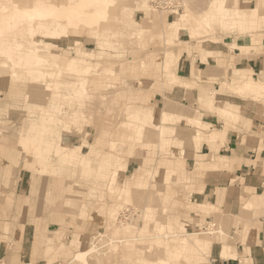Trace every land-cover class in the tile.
Listing matches in <instances>:
<instances>
[{
    "label": "rangeland",
    "instance_id": "374dc122",
    "mask_svg": "<svg viewBox=\"0 0 264 264\" xmlns=\"http://www.w3.org/2000/svg\"><path fill=\"white\" fill-rule=\"evenodd\" d=\"M68 1L72 0H40ZM33 2L24 4L29 7ZM208 4L204 12L193 14ZM233 5L234 0H182L183 8L176 12L152 9L146 0H114L97 25L80 26L73 32L51 24L49 27H58L51 35L17 29V18H11L10 25L0 22V49L13 55L10 60L0 54L5 63L0 71L17 70L21 82L15 89V83L0 74V138H5L0 139V264H83L74 255L93 247L94 252L87 256L89 264L185 262L183 244L174 248L151 243L150 236L161 225L166 226L162 234L181 235L196 229L200 236H210L222 245L235 247L243 242L239 234L245 236L248 223L242 218L264 217V204L241 208L244 217H232L233 225H244L233 235L229 218L219 207L216 211L211 202L191 200L194 188L183 169L182 148L185 143L196 148L194 124L200 125L187 119L185 106L168 98L167 92L177 84H169L161 76L166 51L180 52L185 43L192 50L195 42L194 50L200 53L202 39L224 41L230 49L226 37L238 38V55L230 51L241 63L264 52V18L248 28L247 21H240L231 10ZM8 9L0 10V18L7 19L17 11L13 6ZM247 40L256 47L244 46ZM70 57L75 58L74 71L66 61ZM84 67L89 69L84 71ZM243 81L251 86L244 89L240 86ZM225 84L235 87V94L251 95L264 105V74L255 79L234 73ZM209 100L200 98L199 102L218 112ZM164 107L185 115L170 116L161 110ZM137 113L144 115L138 120L131 115ZM192 113L201 116L198 110ZM226 114L232 118L231 111L217 115L225 123H243L241 117L224 119ZM204 123L207 127L200 145L207 139L206 132L215 128ZM22 125L40 137L37 150L41 156L35 167L23 165L25 159L27 163L33 160L35 152L22 153L20 160L9 150ZM103 131L107 133L104 143L98 137ZM217 137L211 130L210 141ZM129 160L134 161L127 165ZM136 170L140 183L133 186ZM262 170L264 176V159ZM123 186L129 189L125 193ZM257 193H264V184L253 194ZM206 216L212 219L206 222ZM121 228L131 231L122 234ZM211 230L212 234L203 233ZM133 236L144 238L135 240ZM119 238H123L121 242ZM185 241L195 245L188 238ZM204 256L199 263L190 258L186 264H210L209 252ZM237 259L234 264L250 262L246 252Z\"/></svg>",
    "mask_w": 264,
    "mask_h": 264
},
{
    "label": "crops",
    "instance_id": "0c3cea01",
    "mask_svg": "<svg viewBox=\"0 0 264 264\" xmlns=\"http://www.w3.org/2000/svg\"><path fill=\"white\" fill-rule=\"evenodd\" d=\"M234 1L235 5L231 10L238 14L240 21H247L248 28L255 27L264 18V0ZM253 3L255 4L251 5ZM208 6L209 4L204 10L193 14L198 16ZM226 38L230 49L234 50L235 55H238L236 51L239 47L235 46L238 38L235 41L231 36ZM196 45L195 42L191 43L192 50L190 45L185 43L180 52L166 51L161 66L163 71L161 76L166 77L169 84H177L167 92L168 98L185 106L187 108L185 113L187 116L189 115L187 119L198 120L200 124V127L194 124L196 126L194 135L196 148L193 144L189 145L188 143H185L182 148L185 153L182 161L183 169L191 178V185L194 188L190 194L191 200L198 203L211 202L216 211V207H219L222 214L229 218L228 221L226 220L228 218L223 220L227 221L229 231L235 235L236 228L242 231L244 222L236 227L233 225L234 218L232 217L242 218L244 217L242 209H251L264 204V193L253 194L264 184L262 170L264 105L251 95L242 97V95L235 94V87L230 88L228 84H225V80L228 82L232 79L234 73L236 77L251 76L255 79L264 74V52L258 57L241 59V63L240 59L232 56V51L224 41L202 39L203 52L200 53L194 50ZM243 45L249 49L256 47L254 42L251 43L248 40ZM183 51H185L183 57L178 63L177 60L180 59ZM189 51L192 52L188 53ZM233 64L236 67L231 66ZM212 89L213 94L210 95ZM200 98L210 99L212 108L218 112L205 109L201 101L199 102ZM161 110H167L170 116H175V114L180 116L183 113L174 112L168 107ZM197 110L201 116L192 113ZM221 111L232 112L233 119L228 114L224 119L236 121L241 117L243 123L234 124L232 121L225 123L217 115ZM204 122L215 126V130L209 129L205 134L207 139L203 140L200 145V139L204 136L201 133L207 127ZM211 130L218 133V137L214 141H210ZM222 132L224 133L222 134ZM67 153L64 152L66 156H68ZM133 161L129 160L127 165ZM254 162H256V166ZM127 168L129 170L130 166ZM247 193L253 195L250 196ZM242 198L243 204H241ZM210 219L212 217H205L206 222ZM242 219L248 223L245 236L242 238V235L239 234V238L243 239V242H237L235 247L231 245V249L229 244L222 245L212 240L208 257V261L211 260L210 264H234L237 256H241L245 252L250 259L248 264H264V217L251 220ZM238 261L240 263V260Z\"/></svg>",
    "mask_w": 264,
    "mask_h": 264
},
{
    "label": "bare ground",
    "instance_id": "6f19581e",
    "mask_svg": "<svg viewBox=\"0 0 264 264\" xmlns=\"http://www.w3.org/2000/svg\"><path fill=\"white\" fill-rule=\"evenodd\" d=\"M27 1L29 2L31 0H0V5L3 3L0 6V10H2L3 12L6 9H8L9 7L12 8V6L17 8L16 13L11 14V16L9 18L5 19V17H1L0 22H2L4 20L5 25L6 24L10 25V23H12L11 20L17 18V21H15V23H17V29L18 28L19 29L27 28L28 30H31V31H36V29H37V31L40 30L41 33H45V34H49V35L55 34L56 33L55 31H58V27H56V28L49 27L51 24H56L59 27L63 26L66 30H71L74 32L75 29L77 27L79 28L80 26L88 28V27H92V26L97 25L99 20L104 19L106 17L108 7L114 3V0H72V1H68L66 3L57 4V3H53V2L43 3V2H40V0H32V2L34 1L33 3H35V4L27 7V5L24 4V2H27ZM146 2L149 4L148 0H146ZM149 6L151 7L150 4H149ZM34 24L37 25V27H39V28L33 27ZM137 34L138 33L135 32L133 37L136 36ZM2 46H4V45H2ZM6 46H8V45H6ZM10 49H13V48H10ZM1 50L2 49H0V54L2 53V55H1L2 57L6 58V59H10V60L13 58L12 57L13 55L11 56L10 51H8L7 49L2 50V51ZM182 57H183V55H180V57H179L180 59L177 60L178 63L180 62ZM66 61L68 63L69 69L71 71H74L75 58L70 57ZM4 64H5L4 60L0 58V65L5 66ZM98 64H100V63H98ZM23 68L25 69V71L29 69V68H25V67H23ZM88 69H89L88 67L82 68V70H84V71H87ZM0 74L6 75L8 77V82L10 80L13 83H15V85H14L15 89H16L17 83H21L19 81L20 80L19 79L20 74L18 77V72L15 69H12L11 72L0 71ZM240 86H242L244 89L245 88L248 89V87L251 86V82L243 81V83H241ZM6 90L9 91V86H7ZM105 97L106 96L104 95L103 99H102L104 102L106 100ZM149 113H152V111H149ZM126 114H127L126 116H128L129 113H126ZM131 115L139 120L142 117V115H144V114L137 113L136 116L134 114H131ZM190 121H192V120H190ZM123 124H124V122H123ZM197 125H198V123H197ZM32 131H33L32 129L29 130L28 126L22 125L20 131L18 132V134L16 136L15 146L13 145L14 147H12V149L9 148V150L12 152V155L14 154L16 157H19L20 160L23 158L21 156L22 153L35 152V155L33 156L32 161H29V163H27V162H25V160H26L25 159L24 163H23L24 166H27V164H28V165H31L32 167L33 166L35 167L38 164L37 163L38 161L36 160V158L41 156V154L37 150V146H38V143L40 141V137H36L35 134L32 133ZM105 135H107V133L105 131H103L98 136L99 139L101 140L100 142L104 143L103 142V136H105ZM4 136H3V138H4ZM211 137H215V135L211 133ZM0 139H1V141L5 140V138L3 140L2 137ZM98 141L99 140H97V142ZM102 143H100V144H102ZM40 170H43V169L40 168ZM147 172H149V171H147ZM114 173H116V171ZM132 177H133L132 182H131L132 185L133 186L138 185L140 183V177L138 175V170H136L133 173ZM117 180H118V178H117ZM120 184H121V182H120ZM125 190H129V189L125 188L123 186L122 192L125 193ZM9 198H13V195H10ZM111 223H113V222H111ZM165 229H166L165 225L159 226L157 228L156 233L154 235L150 236V238H152L151 243L155 244V245L164 244L165 246H170V247L172 246L174 248H175V246H177L180 243L183 244L184 246H182L180 249L184 250V254H182L181 257L185 260V262L178 260L175 262V264H186V261H189L190 258H192V261L194 263H199V262H201L203 254L205 255L204 257L207 258V253L209 252V246L212 242V238L210 236L202 237V236H200V233L196 229H193V231H189L186 233L183 232L181 235H177V233H175V232L165 233V234L160 233ZM120 231L122 232V234H124V231H125V233H130L131 229L129 230L126 228H123V229L121 228ZM203 233L204 234H212L213 231L212 230L208 231V232L203 231ZM170 237H176V238L168 240L167 238H170ZM133 238L134 239L136 238L135 240L141 239L143 241L144 237L142 238V237L133 236ZM162 238H164V239H162ZM187 238H188L189 242L193 241L195 243V245L192 246L191 244L187 243L185 241ZM122 239L123 238H119L117 241L121 242ZM129 241H130L129 239L126 240V242H129ZM94 249L95 248L93 247V248H89V249H86L83 251H79L74 255V259L80 260L83 264H89L87 256ZM193 249L196 251L195 255H193L191 253V251ZM179 255H180V253H178V256Z\"/></svg>",
    "mask_w": 264,
    "mask_h": 264
},
{
    "label": "built area",
    "instance_id": "2783aa9c",
    "mask_svg": "<svg viewBox=\"0 0 264 264\" xmlns=\"http://www.w3.org/2000/svg\"><path fill=\"white\" fill-rule=\"evenodd\" d=\"M153 9L157 10H169V11H181L182 0H148Z\"/></svg>",
    "mask_w": 264,
    "mask_h": 264
}]
</instances>
